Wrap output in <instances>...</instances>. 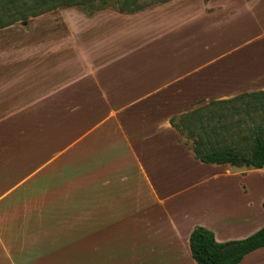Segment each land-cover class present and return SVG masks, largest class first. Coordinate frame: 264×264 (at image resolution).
<instances>
[{
    "label": "crops",
    "instance_id": "0c3cea01",
    "mask_svg": "<svg viewBox=\"0 0 264 264\" xmlns=\"http://www.w3.org/2000/svg\"><path fill=\"white\" fill-rule=\"evenodd\" d=\"M53 12L35 39L27 22L0 30V264H197L196 227L218 242L264 228V204H227L251 195V175L264 186V168L203 163L171 124L264 91V0ZM80 184L78 213L52 200ZM243 261L264 264V248Z\"/></svg>",
    "mask_w": 264,
    "mask_h": 264
},
{
    "label": "trees",
    "instance_id": "16d2710c",
    "mask_svg": "<svg viewBox=\"0 0 264 264\" xmlns=\"http://www.w3.org/2000/svg\"><path fill=\"white\" fill-rule=\"evenodd\" d=\"M170 1L0 0V30L57 9L78 8L93 15L113 8L122 14H135ZM171 124L203 163L243 168L245 161L251 159V168H264V91L213 101L172 118ZM261 248L264 228L242 240L218 242L214 232L199 226L190 237L192 257L197 264H240L248 254Z\"/></svg>",
    "mask_w": 264,
    "mask_h": 264
},
{
    "label": "rangeland",
    "instance_id": "374dc122",
    "mask_svg": "<svg viewBox=\"0 0 264 264\" xmlns=\"http://www.w3.org/2000/svg\"><path fill=\"white\" fill-rule=\"evenodd\" d=\"M161 5H164V4H161ZM160 4L159 5H156V6H161ZM155 6V7H156ZM77 10H80L81 12H84L83 10L81 9H78V8H75ZM104 10H113V11H116L117 13H120L118 10L116 9H113V8H107V9H104ZM102 10V11H104ZM57 12V11H56ZM101 11H98V12H95L94 14H98L100 13ZM51 13H54V12H51ZM49 13V14H51ZM93 14V15H94ZM123 14H126V13H123ZM36 18H31L27 23L28 25L27 26H23L24 28H27V33H28V37L30 38H34L35 39V34H36V31H35V24L38 23V21H35ZM17 25H22V23H17ZM23 31L25 29H22ZM12 37H17V35H11L9 37V39L13 40ZM20 40H17L16 42H18ZM2 63L0 62V65ZM19 67V66H18ZM63 108H66V105H64ZM61 112L60 113V118L64 117L63 114H66L67 113V117L65 119H61L59 122H61L60 124H62V122H66V120L68 118H71L70 115L68 113H70L69 111L67 110H60ZM63 111H66V112H63ZM42 114V111H39L38 110V117ZM76 114H79V115H82V117L80 119L83 118V111L81 110V112L79 113H76ZM94 112L91 111V110H87L85 111L84 113V116L87 117V118H90L92 116H94ZM58 122V121H57ZM59 124V123H58ZM42 134V133H41ZM190 144V142H189ZM257 176L256 175H251L249 177V180H250V183H252L253 185H255V189H251V195L248 196V197H245L244 200H243V196L239 195L238 194V191L239 189H236L235 191V194L233 195L232 198H229L227 204L229 203V206L231 208V206H233V208H235V214H237L239 211L241 213H248L246 212L247 209L246 208V203L247 201L251 200V203L253 204V208L250 212L251 215L253 214H256L255 211L257 210V208H261V210H263V205L264 204V186H262L261 184H257V179L256 181L254 182L255 178ZM237 182V181H235ZM45 198H49V196L46 195V191L43 190L41 191L40 189V192H38V199H44L46 200ZM82 198H83V185L80 184L79 186L77 187H70V188H67L65 190H61L59 191L53 198L52 200H57V201H60L61 199H64L66 200V202H70V209L74 212V213H78L77 211L81 210L82 207L79 206L78 204L82 201ZM263 202V203H262ZM242 206H243V209H242ZM243 210V212H242ZM237 234H242L243 231L242 230H238L236 229L235 231ZM43 237H46V236H43ZM66 241H69V240H66ZM57 241L53 238H51L50 236L46 237V238H43L41 239V242H38V248H41V250H43L44 252L46 250L50 251V250H56V249H59L57 247ZM126 250H130V247H129V242H125V247H124ZM240 264H249V262H242Z\"/></svg>",
    "mask_w": 264,
    "mask_h": 264
},
{
    "label": "water",
    "instance_id": "95a60500",
    "mask_svg": "<svg viewBox=\"0 0 264 264\" xmlns=\"http://www.w3.org/2000/svg\"><path fill=\"white\" fill-rule=\"evenodd\" d=\"M245 166L246 167H251V159L245 161Z\"/></svg>",
    "mask_w": 264,
    "mask_h": 264
}]
</instances>
